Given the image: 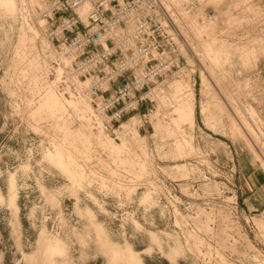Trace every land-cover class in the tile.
I'll return each mask as SVG.
<instances>
[{
  "label": "rangeland",
  "instance_id": "1",
  "mask_svg": "<svg viewBox=\"0 0 264 264\" xmlns=\"http://www.w3.org/2000/svg\"><path fill=\"white\" fill-rule=\"evenodd\" d=\"M162 1L193 73L107 132L0 0V264H264V0Z\"/></svg>",
  "mask_w": 264,
  "mask_h": 264
},
{
  "label": "built area",
  "instance_id": "2",
  "mask_svg": "<svg viewBox=\"0 0 264 264\" xmlns=\"http://www.w3.org/2000/svg\"><path fill=\"white\" fill-rule=\"evenodd\" d=\"M44 3L35 21H46L56 55V85L69 96L82 93L90 98L97 128L100 120L103 130L113 131L126 117L155 104L153 90L165 79L193 73L181 52L176 23L161 0ZM85 6L89 10L83 15ZM185 6L188 11L196 5ZM153 109L143 119L148 120Z\"/></svg>",
  "mask_w": 264,
  "mask_h": 264
},
{
  "label": "bare ground",
  "instance_id": "3",
  "mask_svg": "<svg viewBox=\"0 0 264 264\" xmlns=\"http://www.w3.org/2000/svg\"><path fill=\"white\" fill-rule=\"evenodd\" d=\"M39 1H41V2H43L44 3V1L45 0H39ZM162 1V0H161ZM201 2H202V0H200ZM199 1V2H200ZM187 2V0H180L179 1V3H176L177 5L176 6H178V7H180V9L182 10V13H183V15L185 16V17H187V18H189L190 17V15H191V13L193 12V10L196 8V7H193V9L192 10H188L187 11V9H186V4L185 3ZM191 2V1H190ZM162 3L164 4V2L162 1ZM203 3V2H202ZM164 7L166 8V10L167 11H169L170 12V15L172 16V19H173V21L176 23V26L178 27V30H179V32L180 33H183V32H185V31H183L184 30V28L183 27H181V24H182V22H181V24H180V28H179V23H178V17H176L175 15H174V11L172 12V10H174L173 9V7H172V5H170V4H168L167 6H165V4H164ZM171 7V8H170ZM44 8H45V3H44ZM88 6H85L83 9H82V14L83 15H86L87 14V12H88ZM43 11V10H42ZM176 15H178V14H176ZM45 21V20H44ZM180 21H183V20H180ZM46 22V21H45ZM184 24V23H183ZM183 35V34H182ZM50 41V40H49ZM184 50V48H183V45H181V52ZM183 53H185V51L183 52ZM182 53V54H183ZM65 63H68V61H65ZM188 75V74H187ZM187 75L185 76V77H187ZM184 76H183V78H185ZM174 78H177V77H174ZM178 78H181V77H178ZM158 87V86H157ZM157 87L153 90V97H154V100L155 99H157ZM79 98H78V100H80V101H87V102H90L91 103V100H90V98L86 95V94H80L79 96H78ZM94 116H95V112H94ZM99 125L100 126H102L101 125V121L99 120Z\"/></svg>",
  "mask_w": 264,
  "mask_h": 264
}]
</instances>
